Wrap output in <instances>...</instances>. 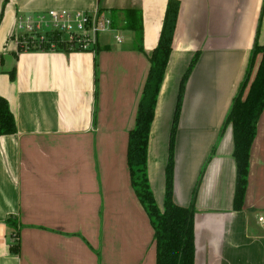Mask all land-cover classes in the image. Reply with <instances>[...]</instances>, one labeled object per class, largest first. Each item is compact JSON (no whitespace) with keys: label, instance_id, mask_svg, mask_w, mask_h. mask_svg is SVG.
<instances>
[{"label":"crops","instance_id":"crops-1","mask_svg":"<svg viewBox=\"0 0 264 264\" xmlns=\"http://www.w3.org/2000/svg\"><path fill=\"white\" fill-rule=\"evenodd\" d=\"M167 2L9 0L0 29L6 41L0 46V95L9 101L17 132L0 135V264H156L154 228L132 187L127 149ZM180 2L149 135L150 185L164 208L176 102L199 54L178 119L174 201L195 204V264H264V226L257 217L264 213V111L242 210L233 201L232 125L222 132L256 38L264 45V0ZM128 8L142 14V51L136 32L125 27ZM63 9H99L114 30L100 36L96 52L19 51L21 18ZM13 224L19 252L11 250Z\"/></svg>","mask_w":264,"mask_h":264},{"label":"trees","instance_id":"trees-1","mask_svg":"<svg viewBox=\"0 0 264 264\" xmlns=\"http://www.w3.org/2000/svg\"><path fill=\"white\" fill-rule=\"evenodd\" d=\"M9 2L4 0L3 7ZM180 0H168L164 16V23L160 33L157 47L150 53V69L140 97L136 114V124L129 131L128 166L131 171V183L139 201L147 211L154 228V241L156 245V264H195V204L191 206L178 205L174 201V175H175V145L176 133L179 124V116L182 110V100L185 93V82L192 72V67L197 62L199 54H196L184 75L177 99V107L173 117L171 139L169 144V157L166 165V191L164 208L156 203L153 189L150 185L148 174V147L150 132L154 122L157 102L161 91V85L167 72L173 50L174 34L178 23V15L181 8ZM3 13L1 14L0 20ZM125 27L134 30L138 38V50H143V21L140 9L128 8L125 16ZM19 51L51 50L49 43L39 45L38 40L19 37ZM59 42L58 50L71 51L64 43L60 42L59 35L54 39ZM26 42V44H25ZM77 51V50H76ZM262 54L261 61L255 77L252 75L258 56ZM239 90L234 96L232 107L226 116L223 130L232 125L234 135V158L236 161L237 178L234 195V209L242 210L245 204V195L248 188L250 173L251 147L257 137V125L260 115L264 111V45L259 43L257 37L251 50L247 66ZM11 76L14 77V71ZM17 132L15 116L10 108L9 101L0 95V135H10ZM194 199L197 193L196 184ZM16 242L11 247L13 252L20 251L19 232L15 224Z\"/></svg>","mask_w":264,"mask_h":264},{"label":"built area","instance_id":"built-area-1","mask_svg":"<svg viewBox=\"0 0 264 264\" xmlns=\"http://www.w3.org/2000/svg\"><path fill=\"white\" fill-rule=\"evenodd\" d=\"M19 28L24 31H40L46 29L39 45L49 43L51 50H58L59 42L54 39L59 35L60 42L64 43L71 51H93L100 43V36L114 30L110 17L101 14L99 9L93 12L71 11V10H50L37 14L34 17L21 18ZM119 42L122 38L115 34ZM35 39V38H34ZM33 39V40H34ZM26 44V42H25ZM258 221L264 226V213L259 214Z\"/></svg>","mask_w":264,"mask_h":264},{"label":"rangeland","instance_id":"rangeland-1","mask_svg":"<svg viewBox=\"0 0 264 264\" xmlns=\"http://www.w3.org/2000/svg\"><path fill=\"white\" fill-rule=\"evenodd\" d=\"M6 5H5V7H3L2 4L0 5V17H1V14L3 13L2 18L0 20V29L3 26L2 23H3L4 16H5L4 14H5ZM45 32H46V29L40 30V31H35V30H33V31H26V30L22 31V30H18V33L20 34V36L22 35V37H24V38H26L28 40L30 38L31 39L35 38L34 40H38V39L41 40L40 36L44 35ZM0 33H1V31H0ZM4 34H5V32L1 33V35H0V46H1V48L4 47V45L6 44V41L4 39ZM1 43H3V44H1ZM94 251L97 254L98 261H100L101 260V249L99 250V247H98V249H95Z\"/></svg>","mask_w":264,"mask_h":264}]
</instances>
